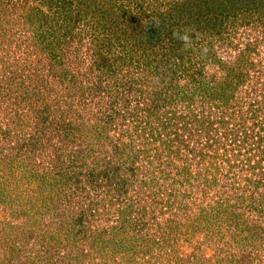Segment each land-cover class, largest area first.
<instances>
[{
    "label": "rangeland",
    "instance_id": "rangeland-1",
    "mask_svg": "<svg viewBox=\"0 0 264 264\" xmlns=\"http://www.w3.org/2000/svg\"><path fill=\"white\" fill-rule=\"evenodd\" d=\"M262 11L0 0V264H264Z\"/></svg>",
    "mask_w": 264,
    "mask_h": 264
},
{
    "label": "clouds",
    "instance_id": "clouds-1",
    "mask_svg": "<svg viewBox=\"0 0 264 264\" xmlns=\"http://www.w3.org/2000/svg\"><path fill=\"white\" fill-rule=\"evenodd\" d=\"M174 35L178 36V38L183 41L185 44H187L190 40V37L187 33V30L184 32L183 35H181L180 33H174Z\"/></svg>",
    "mask_w": 264,
    "mask_h": 264
},
{
    "label": "trees",
    "instance_id": "trees-1",
    "mask_svg": "<svg viewBox=\"0 0 264 264\" xmlns=\"http://www.w3.org/2000/svg\"><path fill=\"white\" fill-rule=\"evenodd\" d=\"M208 12H210V11H208ZM262 12H264V11H262ZM264 14V13H263ZM217 20V19H216ZM214 23H215V25L217 26L218 24H220L221 25V23H220V21L218 20V21H214Z\"/></svg>",
    "mask_w": 264,
    "mask_h": 264
}]
</instances>
